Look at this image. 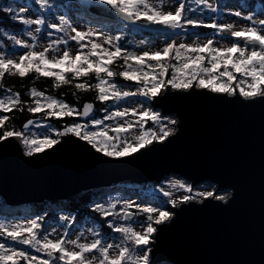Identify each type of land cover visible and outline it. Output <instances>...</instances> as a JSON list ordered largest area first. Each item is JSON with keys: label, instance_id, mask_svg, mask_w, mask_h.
<instances>
[{"label": "snow or ice", "instance_id": "obj_1", "mask_svg": "<svg viewBox=\"0 0 264 264\" xmlns=\"http://www.w3.org/2000/svg\"><path fill=\"white\" fill-rule=\"evenodd\" d=\"M97 2L110 6L128 22L144 20L148 24L161 25L164 29L172 30L173 35H180L175 30L186 31L189 25L206 27L216 30L217 34L229 32L234 42L230 47L220 48L213 46L212 39L204 44L180 43L178 46L175 40H172L158 51H144L142 54L122 53L121 47L116 43L121 39L120 36L103 35L91 28L87 31H78L68 18L61 15L59 25L50 23L48 27L56 32L65 33L66 38L50 43L43 51H35V43L30 45L14 36L10 37L15 45L29 50L20 55L18 60L0 54V87H3L2 81L6 74L18 76L21 79L35 74V79H51L54 89L71 85L77 91H95L97 99L101 102L109 100L119 102L135 96L151 99L161 94L168 85L173 90L186 91L194 84L200 89L228 96H234L238 92L239 96L245 100L264 97V19L254 20L252 15H248L243 18L251 21V26L234 30L235 25L231 23L226 25H218L215 22L205 24L196 19H189L186 12L188 5L184 0H181L175 12L163 11V0H161V6L150 3V0H97ZM192 2L197 6L204 5L210 11L217 12V8L208 3V0H192ZM36 3L44 9L52 7L49 0H36ZM188 10L195 11L196 9L188 8ZM3 11L10 15L11 20L18 21L26 27L36 25V32H40L41 26L46 23L43 18H27L24 15L26 9L23 6L18 9L5 7ZM234 14L238 17L242 15L240 12ZM69 32L74 35H69ZM28 35L35 41L36 37L31 32H28ZM101 39L103 43L100 42ZM69 40L74 41L78 46L75 54L67 46ZM61 44L65 45L62 51L59 47ZM49 52L54 54L50 57ZM9 55H15V53ZM117 60L123 61V65L119 66L122 68L120 71H116L114 67ZM169 71H171L170 78L165 79ZM89 76H94L97 82L88 83L84 78ZM116 77L125 81H133L139 87L136 91L122 90L123 86L115 82ZM6 92L7 95L0 97V113L23 112L24 102L20 98V93H13L10 88L6 89ZM28 95L33 104L27 108V111L32 114L43 112L45 118L60 119L73 115L88 117L94 108L92 103H87L83 106L82 113L78 112L76 108L62 99L46 95L45 91L37 90L35 87L29 89ZM129 112L132 116L137 115L135 109L124 108L122 111L112 112L105 119L122 120ZM145 118L157 124L161 119L158 113L152 111L140 113V118L135 123L140 125L141 134L133 137V142L127 141L123 136L124 133L133 129L132 123L117 124L111 129L105 128L104 130H88L87 124L76 123L67 126L63 132L54 129L53 131L57 137L73 134L86 141L97 152L103 153L104 156L124 158L150 145L153 141L163 142L173 135L174 130L163 125L159 127L158 133L145 130L143 128L146 123ZM10 119L8 115L0 117V129H4L3 134L0 135V142L13 137L18 138L25 146V154L28 156L41 153L46 148H51L60 142L59 139H52L47 135L43 139L37 138L35 134L26 135L30 126L36 123L33 120H28L23 125L24 131L8 129L7 122ZM169 123L175 124L176 121L170 120ZM102 124V120H94L95 126ZM109 131L114 132L115 135L110 136ZM170 187L183 189L185 193H193L191 187L178 181ZM163 196L170 198L172 192L163 191ZM195 196L212 197L224 202L228 199L226 195L214 196L212 192H201L195 193L194 196L186 194L179 202H188ZM168 202H171L173 207L179 203L176 200L164 201V203ZM133 207V202H126L122 212H115L116 203L109 204L107 208L103 204H97L94 210L105 218L112 216L118 220L134 221L135 213L130 211ZM135 207L139 213L146 214V227H143V231H137L131 224L119 226L109 224L110 228L121 234L120 243L108 242L109 238L101 236L100 231L95 229L92 231L95 238L91 242H80L83 232L75 239H69L67 231L62 238L52 240L48 238V235H40L41 224L37 219H32L27 224L0 223V235L15 244L43 253L47 257L39 259L36 255H29L26 251L0 243V264H20V261H24L25 264H149L151 249L147 246L150 243V237L157 231L154 225L170 220L171 214L169 211L161 210L159 206L135 205Z\"/></svg>", "mask_w": 264, "mask_h": 264}, {"label": "water", "instance_id": "obj_2", "mask_svg": "<svg viewBox=\"0 0 264 264\" xmlns=\"http://www.w3.org/2000/svg\"><path fill=\"white\" fill-rule=\"evenodd\" d=\"M87 9L148 35L174 36L161 25L125 21L105 4ZM150 104L174 117V133L124 158L104 156L73 134L31 156L18 138L0 142V197L10 206L58 201L168 175L192 188L210 183L227 202L201 197L169 206L170 220L155 225L150 242L153 263L264 264V97L245 100L194 84L167 87Z\"/></svg>", "mask_w": 264, "mask_h": 264}, {"label": "rangeland", "instance_id": "obj_3", "mask_svg": "<svg viewBox=\"0 0 264 264\" xmlns=\"http://www.w3.org/2000/svg\"><path fill=\"white\" fill-rule=\"evenodd\" d=\"M83 1V2H82ZM187 2L194 5L197 11V18L199 21H202L203 23H217L218 25H226V24H234L235 29L234 30H240L242 27H248L251 26V21H248L247 19H244L243 17H246L248 15H252L253 19H264V0H208V3L212 4L214 7L217 8V12H212L209 9L205 8L204 5H195L192 0H186ZM7 7H11L13 9H18L21 6L25 7L26 11L24 15L27 18L30 19H37V18H43L45 19L46 23L45 25L41 26V31L36 32V25H32L30 27H26L23 25V28L17 32H13L9 30L8 28L4 26H0V54H5L6 56H9V58L17 59L20 55L26 53L29 49H25L23 47L17 46L14 44V40L11 39V36H14L15 38L21 39L25 41L28 44L35 43L34 50L39 52L43 51L45 48L49 46L50 43L58 40V39H64L66 38L65 33L63 32H56L54 29L49 28L48 24H57L59 25V17L61 15L65 16L69 19V22L77 28L78 31H87L89 28L93 29L94 31H97L98 33H102L103 35H110L115 37L117 34H123L124 32L127 33L128 30H125L126 27L123 24L120 23L119 26H114L115 24H98L95 22L94 19L85 17H82L78 14V10L81 9V6L85 4V0H64L63 2H60L58 0H49L50 4L52 5L51 8L44 9L41 8V6L36 3V0H6ZM181 0H163L162 10L172 11L175 12L176 8L179 6V3ZM150 3H153L156 6H161V0H150ZM87 4V3H86ZM240 12L241 16H236L234 13ZM130 40L133 41L135 46V53L142 54L144 51H158L161 50L163 47L166 46L167 43L172 42V40H175V43L177 46L180 43H186V44H204L207 42V40L212 39L214 41L213 46L214 47H230L231 44L234 42V38L231 37V34L229 32H224L222 34H217L216 30L207 28L206 32L203 35H194L191 33V31L186 30L182 31L180 35H144L142 32L131 28L130 27ZM28 32H31L33 36L36 37L35 41H33L32 37L28 35ZM69 35H74V33H70ZM9 38V40H6ZM95 39V38H94ZM144 43H141V42ZM101 43H103V40H100ZM241 43H243L241 41ZM75 54L76 48L78 47L74 41L69 40L67 45ZM105 47H110L108 45H104ZM61 51L64 49L65 45L61 44L59 45ZM251 47V46H250ZM110 50H114L110 47ZM258 50V49H257ZM15 53V55H9ZM54 53L49 52V56L51 57ZM223 69H221L222 71ZM171 71H169V74L165 79L170 78ZM123 86L122 90H128V91H136V89L139 87L138 84L133 85H124V84H118ZM167 87H171L168 85ZM166 87V88H167ZM163 91V90H162ZM153 98H145L141 96H135V97H129L124 100H121L119 102L109 100L106 102V109L103 110L102 114L97 117L98 120H102L103 124L100 126L94 125V120L97 119H85V117H80L81 121L77 122L79 124H87L89 126L88 130H104L105 128L111 129L112 127H115L117 124H126V123H132L134 125L133 129L127 133H124V139H126L129 142H133V137L138 136L141 134V127L140 125L136 124L135 122L139 120L140 113L144 111H152L153 113H158L160 116V123H154L151 119L145 118L146 123H144L143 128L145 130H151L159 132V127L163 125L164 127L168 129H174V124H170V120H174V117L172 116H163L161 115L160 111L158 109H154L153 106L150 104ZM124 108H128L130 110L135 109L137 111L136 116H132L131 112L124 118V119H115V120H108L105 119L106 116L111 115L112 112L115 111H122ZM54 132L52 129L46 128L45 126H41L40 130L36 132V136L39 139H43L45 135H47L49 138H51L49 133ZM55 134V133H54ZM110 136H114L115 133L112 131H109ZM61 137V136H60ZM58 137V138H60ZM156 142V141H153ZM152 144V143H151ZM122 146V145H121ZM26 152V148H25ZM136 153V152H135ZM134 154V153H133ZM132 155V154H131ZM112 158V157H111ZM116 159V158H115ZM184 183L186 186L191 187L190 184L175 175H168L165 176L164 179H162L159 182L149 181L148 183H143L139 185L140 192L145 196L155 197L157 198L158 202H160L162 205L167 207L171 206V202L164 203V201H170V200H176L180 201L181 198L188 194V195H195V193H201V192H212L215 194L216 190L214 186L210 183H200L195 187H191L193 189V193H185L183 189H173L170 187L171 184L176 182ZM133 185L134 184H128ZM107 188V187H103ZM101 188V189H103ZM163 191H171L172 196L164 197ZM215 195H225V193L217 192ZM203 196H195V198L191 200H198ZM47 202V201H44ZM126 202H133L134 207L130 211L135 213L134 221H124V220H118L114 219L112 216H108L105 218V221L107 225L113 224V226H119L121 224H131L137 231H143V227H146V217H142L139 213L135 205H140L141 207H145L146 203L144 201H140L139 199H134L133 196L130 195H116L111 196L107 203L103 204L106 208L111 203H116L117 208L114 210L115 212H122L123 211V205ZM45 203H42L44 205ZM35 204H22L17 207L16 213H13L14 208H12L11 214H18L19 217H11L7 219H0V223H5L6 225H12L16 223H22L27 224L30 222V220L35 219V216L33 214L35 212H38L40 209L34 208ZM170 213V211H169ZM155 227V225H154ZM99 230L98 227L92 226L89 222H85L83 225H78L75 222L71 220H58L54 224H48L46 228L41 226L40 229V235H48L49 239L57 240L64 236L65 231L68 232L69 239H75L77 236L80 235L81 232H83V237H81L82 243L84 242H91L95 237L92 235L93 230ZM108 235L101 234V236H107L108 242L111 243H120V235L119 233H116L113 228H110L108 230ZM153 235V234H152ZM152 241V236L150 237V242ZM0 243H5L7 245H10L17 250H23L29 253V255H36L39 259H45L47 258L43 253H38L34 249L28 248L23 245L15 244L14 242L8 240L6 237L0 235ZM71 247V246H69ZM131 247V246H130ZM149 249L150 243L147 246ZM113 254H115L113 252ZM25 262L20 261V264ZM149 264H166L164 262L160 263H153V260L150 257L149 252Z\"/></svg>", "mask_w": 264, "mask_h": 264}, {"label": "trees", "instance_id": "obj_4", "mask_svg": "<svg viewBox=\"0 0 264 264\" xmlns=\"http://www.w3.org/2000/svg\"><path fill=\"white\" fill-rule=\"evenodd\" d=\"M83 2V1H82ZM89 2L99 3L97 0H85V4L81 6V9L78 10V14L86 19L91 18L94 19L98 24H115L114 26H119L120 24L117 22H113L109 19H104L97 17L90 13L87 9V4ZM188 8H195L193 4L184 0ZM87 3V4H86ZM6 0H0V26H4L13 32H17L23 28V24L19 23L18 21H13L10 18V15L3 11L5 7H7ZM186 8L187 16L189 19H196L197 18V11H189ZM196 9V8H195ZM199 21V20H198ZM206 27H192L191 25L187 26V30L191 31L194 35H203L206 32ZM125 30H128L127 33L117 34L116 36H120L121 39L116 41L117 44L122 49V53L126 52H135V46L132 40H130V28L126 27ZM145 35V34H144ZM1 39V38H0ZM6 40H9L7 38ZM174 63V61H173ZM120 65H123L122 60H117L115 62V70L120 71L122 70ZM87 80L88 83L94 84L97 81L95 80L94 76H89L84 78ZM115 82L117 84H124V85H133L136 84L133 81H125L120 77L115 78ZM3 87H0V97L7 95L6 89H11L13 93L18 92L20 93V98L24 102V111H13L11 113H0V117L4 115H8L11 119L7 122V128L12 129L15 131H24L23 125L27 123L28 120H33L36 122L33 126H30L29 131L26 135H36V132L40 130L41 126H45L49 129H54L56 131L63 132L67 126H71L76 124L77 122L81 121L80 117L82 115H73L71 117H63L60 119L57 118H45L44 113H36L32 114L27 111L29 106H32L33 102L30 99L28 92L29 89L35 87L37 90L45 91L46 95H51L56 98L62 99L64 102L68 103L72 107L76 108L78 112L83 111V106L87 103H92L94 108L93 112L85 119H97L103 110L106 109V102H101L97 99V93L95 91H77L71 85L63 86L60 89H54L52 87V80L46 78L35 79V74H30L27 77L21 79L18 76H9L5 75L3 81ZM75 93V95H73ZM50 126V127H49ZM4 129H0V135L3 134ZM54 132H50V136L52 139H59ZM130 195L133 196L134 199H139L140 201H144L146 206H159L161 210H166L167 207L162 205L158 202L157 198H153L150 196H145L140 192L139 186H131L128 183L124 184H115L113 186H109L103 189H94L90 190L76 196H73L69 199L65 200H58V201H47V202H40V203H30L35 204L33 207L40 209L38 212H35L33 216L37 219L41 226L46 228L48 224H54L58 220H71L76 224L83 225L85 222H89L95 228L98 227L101 234L108 235V230H110L109 225H107L105 221V217H103L99 212L95 211V205L97 204H105L108 202L111 196L116 195ZM42 203H45L42 205ZM22 204L16 205H7L4 203L2 198L0 197V219L4 220L8 217H19L18 214H11L12 208H14L13 213H16V209L18 206ZM142 217H146V214H141Z\"/></svg>", "mask_w": 264, "mask_h": 264}, {"label": "bare ground", "instance_id": "obj_5", "mask_svg": "<svg viewBox=\"0 0 264 264\" xmlns=\"http://www.w3.org/2000/svg\"><path fill=\"white\" fill-rule=\"evenodd\" d=\"M174 130V129H173ZM225 195H226V192H225Z\"/></svg>", "mask_w": 264, "mask_h": 264}, {"label": "flooded vegetation", "instance_id": "obj_6", "mask_svg": "<svg viewBox=\"0 0 264 264\" xmlns=\"http://www.w3.org/2000/svg\"><path fill=\"white\" fill-rule=\"evenodd\" d=\"M22 264H24V263H22Z\"/></svg>", "mask_w": 264, "mask_h": 264}]
</instances>
